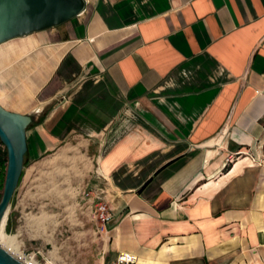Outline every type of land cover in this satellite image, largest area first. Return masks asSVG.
Here are the masks:
<instances>
[{
    "label": "crops",
    "instance_id": "0c3cea01",
    "mask_svg": "<svg viewBox=\"0 0 264 264\" xmlns=\"http://www.w3.org/2000/svg\"><path fill=\"white\" fill-rule=\"evenodd\" d=\"M0 105L28 162L88 146L105 264H264V0H86L0 45Z\"/></svg>",
    "mask_w": 264,
    "mask_h": 264
},
{
    "label": "rangeland",
    "instance_id": "374dc122",
    "mask_svg": "<svg viewBox=\"0 0 264 264\" xmlns=\"http://www.w3.org/2000/svg\"><path fill=\"white\" fill-rule=\"evenodd\" d=\"M92 170L83 141L65 142L36 162L26 160L7 222L20 255L36 254L38 264L106 263L108 234L87 196Z\"/></svg>",
    "mask_w": 264,
    "mask_h": 264
},
{
    "label": "water",
    "instance_id": "95a60500",
    "mask_svg": "<svg viewBox=\"0 0 264 264\" xmlns=\"http://www.w3.org/2000/svg\"><path fill=\"white\" fill-rule=\"evenodd\" d=\"M86 0H0V45L59 27L81 15ZM28 115L0 105V141L7 151V169L0 201V225L9 216L28 151ZM1 242V240H0ZM0 264H25L0 247Z\"/></svg>",
    "mask_w": 264,
    "mask_h": 264
},
{
    "label": "built area",
    "instance_id": "2783aa9c",
    "mask_svg": "<svg viewBox=\"0 0 264 264\" xmlns=\"http://www.w3.org/2000/svg\"><path fill=\"white\" fill-rule=\"evenodd\" d=\"M0 147L5 148L1 141ZM87 196L91 197V208L94 212L95 219L99 222L101 226V231L105 234H108L110 226L113 225L116 221L114 214L110 211L108 204L104 201L102 196L96 194L92 190ZM18 259L25 264H38L36 254L20 255ZM136 260V256H133L131 254H121L117 258V260L112 264H134Z\"/></svg>",
    "mask_w": 264,
    "mask_h": 264
},
{
    "label": "bare ground",
    "instance_id": "6f19581e",
    "mask_svg": "<svg viewBox=\"0 0 264 264\" xmlns=\"http://www.w3.org/2000/svg\"><path fill=\"white\" fill-rule=\"evenodd\" d=\"M8 217H5L0 225V247L16 258H19V246L17 245L16 236H11L7 233Z\"/></svg>",
    "mask_w": 264,
    "mask_h": 264
},
{
    "label": "trees",
    "instance_id": "16d2710c",
    "mask_svg": "<svg viewBox=\"0 0 264 264\" xmlns=\"http://www.w3.org/2000/svg\"><path fill=\"white\" fill-rule=\"evenodd\" d=\"M6 169H7V151L0 150V192L4 189ZM2 194H0V201L2 198Z\"/></svg>",
    "mask_w": 264,
    "mask_h": 264
}]
</instances>
